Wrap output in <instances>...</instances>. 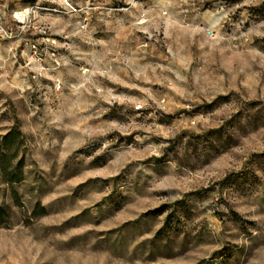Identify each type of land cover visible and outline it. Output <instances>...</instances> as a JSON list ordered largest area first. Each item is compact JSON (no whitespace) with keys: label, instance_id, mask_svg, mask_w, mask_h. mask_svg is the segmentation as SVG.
Returning a JSON list of instances; mask_svg holds the SVG:
<instances>
[{"label":"rangeland","instance_id":"374dc122","mask_svg":"<svg viewBox=\"0 0 264 264\" xmlns=\"http://www.w3.org/2000/svg\"><path fill=\"white\" fill-rule=\"evenodd\" d=\"M2 13L0 264H264V0Z\"/></svg>","mask_w":264,"mask_h":264},{"label":"trees","instance_id":"16d2710c","mask_svg":"<svg viewBox=\"0 0 264 264\" xmlns=\"http://www.w3.org/2000/svg\"><path fill=\"white\" fill-rule=\"evenodd\" d=\"M13 138H14L13 131H10L4 137H0V166L5 165V167L0 168V172L3 174L5 181L9 182V183L19 182L21 179V177H20L21 173L18 169H19L22 161L18 162V165L16 166L15 170L12 173H7L6 159L8 157V154L5 152V149H6V145L10 141H12Z\"/></svg>","mask_w":264,"mask_h":264},{"label":"built area","instance_id":"2783aa9c","mask_svg":"<svg viewBox=\"0 0 264 264\" xmlns=\"http://www.w3.org/2000/svg\"><path fill=\"white\" fill-rule=\"evenodd\" d=\"M32 11L28 9H24L21 11H15L11 14V20L19 27L26 26L31 20ZM0 38L2 39H12L14 38L13 32L11 29H7L3 27V19L0 17Z\"/></svg>","mask_w":264,"mask_h":264},{"label":"crops","instance_id":"0c3cea01","mask_svg":"<svg viewBox=\"0 0 264 264\" xmlns=\"http://www.w3.org/2000/svg\"><path fill=\"white\" fill-rule=\"evenodd\" d=\"M0 17L3 18L4 17V13L0 14Z\"/></svg>","mask_w":264,"mask_h":264}]
</instances>
